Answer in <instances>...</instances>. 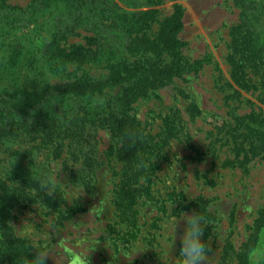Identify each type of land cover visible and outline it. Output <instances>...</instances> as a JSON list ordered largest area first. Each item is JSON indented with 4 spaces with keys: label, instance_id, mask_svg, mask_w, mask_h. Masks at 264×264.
I'll list each match as a JSON object with an SVG mask.
<instances>
[{
    "label": "trees",
    "instance_id": "16d2710c",
    "mask_svg": "<svg viewBox=\"0 0 264 264\" xmlns=\"http://www.w3.org/2000/svg\"><path fill=\"white\" fill-rule=\"evenodd\" d=\"M162 1L43 0L41 13L33 11L23 26L31 28L25 38L8 41V30L0 27L1 145L18 137L29 145V153L41 152L43 161L65 154L62 160L69 162V171L88 177L92 169L88 156L93 152L91 134L107 131L112 139L108 151L119 164L114 171L111 203L118 225L130 232L136 225L141 195L150 194L156 161L163 159L166 140L177 132L167 116L162 140L154 141L131 115L130 106L147 92L200 68L199 62L180 53L183 42L177 34L182 29L183 11L172 5L171 13L159 18L155 7ZM232 3L239 10V22L231 31L232 79L240 89L260 90L264 96V0ZM4 7L8 9L0 0V9ZM9 20L6 16L0 23L11 25ZM75 29L88 34L80 38L81 43L68 42ZM235 126L234 149L243 154L237 163L242 165L253 157L264 159V118L249 114L237 119ZM3 152L10 155L8 164L14 163L16 156L20 158V151L4 148ZM0 162L4 160L0 158ZM46 167L30 159L23 171L12 169L1 174L0 264H24L38 251L9 233L5 225L10 211L33 196V188L45 209L58 211L63 202L57 191L49 197L40 188ZM23 185H28L27 189L20 187ZM159 203L163 207V200ZM186 204L183 210L200 212L208 220L200 198ZM176 209L178 205L172 211ZM253 225L254 235L264 228V206ZM208 238L207 227L202 239L207 242ZM252 247L255 244L249 248L244 245L240 253L230 256L238 259V264H249ZM231 248L226 246L225 256L232 253Z\"/></svg>",
    "mask_w": 264,
    "mask_h": 264
},
{
    "label": "rangeland",
    "instance_id": "374dc122",
    "mask_svg": "<svg viewBox=\"0 0 264 264\" xmlns=\"http://www.w3.org/2000/svg\"><path fill=\"white\" fill-rule=\"evenodd\" d=\"M40 3L43 0H4L8 9H0V19L7 16L11 25L1 22L0 27L8 30V41L13 37L19 40L26 37L31 28L23 29V26L33 11L35 15L41 13ZM176 4L183 11L182 29L177 34L183 42L180 53L189 61L199 62L200 68L147 92L130 106L131 115L154 141L162 140L163 121L167 116L177 126L175 136L166 140L163 159L156 161L150 194L141 195L136 225L131 232L118 225L111 203L114 171L119 164L108 151L112 139L107 131L95 130L91 134L93 152L88 156L92 169L88 177L70 172L69 162L64 164L62 160L65 154L43 161L41 152L27 151L29 145L23 139L14 138L13 143H6L4 147L0 143V158L4 160L0 162V177L8 170L23 171L30 159H36L43 166L47 165L44 181L53 175L54 167L63 166L57 175L58 181L66 187L73 185L84 190L78 200L69 203L57 188L63 198L58 211L46 210L38 196L25 198L10 211L5 221L9 233L21 238L28 247L48 250L53 264H71L74 252L88 251L89 264H172L178 255L179 243L177 241L168 253L173 237L168 222L172 216L191 214V209L182 208L196 198L203 202L208 218L209 264H238L233 256L240 253L244 245L249 248L252 244L255 247L248 255L249 264H261L264 228L256 237L253 221L264 206V159L248 158L239 165L237 161L243 159V154L237 153L233 144L238 134L237 119L249 114L264 118L262 92L242 90L232 79L231 31L239 22V10L232 0H163L155 7L159 18L167 17L171 6ZM84 35L88 36L75 29L68 35V42L81 43ZM4 148L20 151V158L16 156L15 162L8 164L10 155H2ZM27 186L20 187L27 189ZM156 199L163 200V207ZM177 205L178 209L173 212ZM26 219L36 223L38 231L55 229L57 237L52 243L36 237L22 238L11 226L18 229ZM254 237L256 241L252 242ZM228 245L233 250L225 256L223 252ZM122 248L133 254L137 250L141 252L131 262L122 256L113 261L112 251L118 254Z\"/></svg>",
    "mask_w": 264,
    "mask_h": 264
},
{
    "label": "clouds",
    "instance_id": "9594fccd",
    "mask_svg": "<svg viewBox=\"0 0 264 264\" xmlns=\"http://www.w3.org/2000/svg\"><path fill=\"white\" fill-rule=\"evenodd\" d=\"M62 169L63 166L54 167L52 170L53 175L41 183L40 188L49 197L56 196V190L59 188L64 193L65 199L71 203L72 201L78 200L84 190L73 185L66 187L61 184L57 179V175ZM32 195L34 197L39 195L36 188H33ZM46 210H48L47 207ZM168 223L171 224L173 232L171 243L168 245V253L177 241L179 243V252L172 260V264H209L210 246L205 239H202L204 230L208 225L206 217L200 212H192L191 214L183 213L179 218L172 216ZM11 227L19 236L26 239L36 237L46 243H52V240L57 237L55 229H40L38 231L37 224L29 219L24 220L18 229L15 226ZM140 252L137 250L133 254L122 248L118 254L112 251V260L115 261L118 257L122 256L125 260L131 262L134 256ZM89 253L90 251L87 253L74 252V259L69 258L71 259V264H89ZM49 262L53 264L51 253L48 250L35 251L32 259L26 258L24 260V264H49Z\"/></svg>",
    "mask_w": 264,
    "mask_h": 264
}]
</instances>
